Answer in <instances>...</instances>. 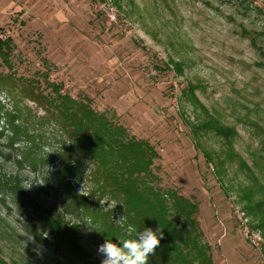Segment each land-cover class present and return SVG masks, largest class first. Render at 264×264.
<instances>
[{
  "label": "rangeland",
  "instance_id": "obj_1",
  "mask_svg": "<svg viewBox=\"0 0 264 264\" xmlns=\"http://www.w3.org/2000/svg\"><path fill=\"white\" fill-rule=\"evenodd\" d=\"M7 38L14 48L0 77L22 80L10 94L0 88L2 259L101 264L109 238L74 207L76 194L89 197L106 230L125 224L92 165L79 163L83 180L61 175L81 157L56 107L41 100L56 98L57 86L153 145L156 182L198 205L214 264H264V224L247 210L264 197V0H0ZM190 91L237 132V157L214 134L193 133L205 113Z\"/></svg>",
  "mask_w": 264,
  "mask_h": 264
},
{
  "label": "trees",
  "instance_id": "obj_2",
  "mask_svg": "<svg viewBox=\"0 0 264 264\" xmlns=\"http://www.w3.org/2000/svg\"><path fill=\"white\" fill-rule=\"evenodd\" d=\"M13 48L9 38L0 39V59L8 68H10L8 57L11 56ZM16 80L20 84L18 81L22 79L0 77V88L4 87L10 94L11 90L17 87ZM53 88L58 94L57 97L42 95L41 100L46 111H50L48 110L50 107H56V113L76 143L77 153L81 157L80 161L70 165L67 163L68 166L61 175L79 177L83 180L82 164L79 163L90 167L92 165L94 167L92 178L97 182L96 188L101 193L107 192L119 199L125 224L122 228L106 230L107 220L102 221L100 211L91 210L89 197L76 194L75 201H72L74 207L78 210L83 209V212L92 215L95 220L97 218L103 227L101 228L103 231L100 232L105 239L109 238L118 246L121 245L120 247L123 246L121 240L135 239L136 233L144 228H152L154 231L161 229L163 238L155 252L149 254L148 264H214L211 246L203 240L204 234L197 217L198 205L176 190L163 189L156 182L159 178L153 171V166L159 156L153 145L132 136L127 128L95 110L88 100L63 95L59 87ZM25 90H22L23 94L32 92L29 89ZM28 98L35 103L39 101L33 95L32 97L28 95ZM186 99L196 110L205 113L201 124L193 127V133L199 136L214 134L222 139L224 146L226 145L228 159L237 157L233 147L237 132L213 117L208 109L200 104L193 91L186 95ZM206 157L207 161H210L207 154ZM220 157L218 158L221 159ZM241 164L250 169L244 161ZM254 201L249 199L247 210L264 224V197ZM128 229L132 230L133 237L126 231L123 232ZM56 235L59 243L70 251L74 250L76 245L71 241L68 243L67 240L59 239L63 237L59 232ZM0 264L17 262H7L0 256Z\"/></svg>",
  "mask_w": 264,
  "mask_h": 264
},
{
  "label": "clouds",
  "instance_id": "obj_3",
  "mask_svg": "<svg viewBox=\"0 0 264 264\" xmlns=\"http://www.w3.org/2000/svg\"><path fill=\"white\" fill-rule=\"evenodd\" d=\"M162 238L161 229L144 228L136 233L135 239L121 240L122 247L108 240L97 250L102 257L101 264H148L149 254L155 252Z\"/></svg>",
  "mask_w": 264,
  "mask_h": 264
}]
</instances>
